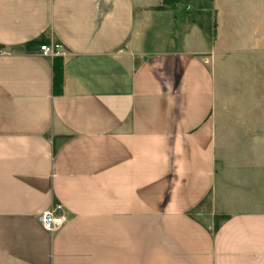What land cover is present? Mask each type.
<instances>
[{"label": "crops", "instance_id": "obj_1", "mask_svg": "<svg viewBox=\"0 0 264 264\" xmlns=\"http://www.w3.org/2000/svg\"><path fill=\"white\" fill-rule=\"evenodd\" d=\"M187 4L0 0V264H264V51Z\"/></svg>", "mask_w": 264, "mask_h": 264}, {"label": "rangeland", "instance_id": "obj_2", "mask_svg": "<svg viewBox=\"0 0 264 264\" xmlns=\"http://www.w3.org/2000/svg\"><path fill=\"white\" fill-rule=\"evenodd\" d=\"M213 0H189L191 3L185 6L192 13L190 7L194 10L197 7H205L208 10H213L218 5L222 7L223 11L219 19L225 17L227 29L226 40H228V48L236 47L244 50L252 59L255 51H264V0H217L215 5ZM181 3V2H180ZM179 4V3H178ZM184 9V10H185ZM195 12V11H194ZM174 25L175 41L170 44L171 47H178V36L181 35V28H183V20ZM222 25V24H221ZM226 27V26H225ZM253 51V53H252Z\"/></svg>", "mask_w": 264, "mask_h": 264}, {"label": "built area", "instance_id": "obj_3", "mask_svg": "<svg viewBox=\"0 0 264 264\" xmlns=\"http://www.w3.org/2000/svg\"><path fill=\"white\" fill-rule=\"evenodd\" d=\"M63 54V47L58 43L41 44L38 47V55L50 60L57 57L61 58ZM60 211L61 206L55 204L49 210L38 216V222L45 231L55 232L64 224L65 218Z\"/></svg>", "mask_w": 264, "mask_h": 264}, {"label": "trees", "instance_id": "obj_4", "mask_svg": "<svg viewBox=\"0 0 264 264\" xmlns=\"http://www.w3.org/2000/svg\"><path fill=\"white\" fill-rule=\"evenodd\" d=\"M182 1L185 0H162V3L163 5L175 6L176 4ZM41 44H48V43L42 42ZM62 85H63V64H62V59L60 57H57L52 60V87H53V93L55 95L61 93Z\"/></svg>", "mask_w": 264, "mask_h": 264}]
</instances>
